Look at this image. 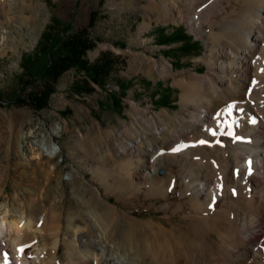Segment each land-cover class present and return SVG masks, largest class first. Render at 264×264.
I'll return each mask as SVG.
<instances>
[{
    "label": "rangeland",
    "instance_id": "rangeland-1",
    "mask_svg": "<svg viewBox=\"0 0 264 264\" xmlns=\"http://www.w3.org/2000/svg\"><path fill=\"white\" fill-rule=\"evenodd\" d=\"M214 1L0 0L6 11L0 16V206L41 225L44 264H85L78 253L81 242L72 234L89 224L80 215L95 210L104 215L105 209L115 213L117 226L105 227L101 235L121 254L143 256L142 264H153L154 258V264L212 263L221 230L197 218L188 206L193 194H183L205 175L190 163L214 169L216 156L200 139L170 142L199 115L203 80L228 92L217 62L230 42L223 36L250 6L247 0H222L224 19H217L209 9ZM92 12L95 22L88 28ZM53 21L58 23L51 35L59 38L67 34V24L69 32L87 30L95 40L87 53L91 64L102 56L112 61L103 85L69 70L54 83L45 108L12 104L15 97L26 100L30 91L23 89L22 58L43 44ZM159 28L166 35L180 28L198 46L185 54L179 49L184 41L158 45ZM31 82L41 87L45 80ZM80 86L92 91L79 94ZM243 92L244 100L247 93L254 95L249 86ZM167 95L170 107L156 104ZM229 136L210 140L231 141ZM50 147L57 149L54 155L46 152ZM190 149L188 162L181 161ZM30 251L27 247L28 257Z\"/></svg>",
    "mask_w": 264,
    "mask_h": 264
},
{
    "label": "bare ground",
    "instance_id": "bare-ground-1",
    "mask_svg": "<svg viewBox=\"0 0 264 264\" xmlns=\"http://www.w3.org/2000/svg\"><path fill=\"white\" fill-rule=\"evenodd\" d=\"M247 3L245 5L250 6L248 13L243 14L239 24L232 25V32L223 36L230 42L219 52L217 61L219 73L223 75L221 84L228 92L220 89L212 79L203 80L201 99L196 98L199 99V115L194 114L189 130L173 136L170 142L200 139L205 141L204 144H210V153L216 156V177L209 164L190 163L205 171V175L190 193L185 191L183 194H193L188 206L199 215L197 218L208 224L216 223L212 229L221 230L219 250L211 264H264V0H247ZM0 5V16L4 17L5 6ZM225 6L222 0H215L209 7L210 14L224 19ZM193 17L192 26L199 31V18ZM5 32L1 30V34ZM205 83H208L207 87H203ZM247 86L254 95L247 93L244 100L243 91ZM209 130L216 135L210 134ZM219 135H230L231 141L216 139ZM233 135L241 137L240 140ZM213 136L216 138L210 140ZM46 152L54 155L57 149L50 147ZM191 153H194L192 149L181 161L188 162ZM147 154L151 163L156 164L153 150L147 149ZM151 168L149 171L154 170V166ZM103 211L104 215L99 210L80 215V221L85 222L86 216L89 221L85 229L72 234L76 242H81L80 259L85 264H94L93 261L95 264H142L143 256L123 255L108 246L101 235L102 230L116 227L117 221L113 211ZM27 236L31 237V242L26 240ZM42 236L41 225L33 219L24 213H13L6 204L0 206V264H44L46 250L39 244ZM85 236L87 241L82 240ZM27 247L31 249L30 257L26 253ZM214 257H217L216 261ZM201 262L199 259L196 264Z\"/></svg>",
    "mask_w": 264,
    "mask_h": 264
},
{
    "label": "trees",
    "instance_id": "trees-1",
    "mask_svg": "<svg viewBox=\"0 0 264 264\" xmlns=\"http://www.w3.org/2000/svg\"><path fill=\"white\" fill-rule=\"evenodd\" d=\"M95 18L96 13L92 12L88 28L93 26ZM57 23V21L52 22V26L48 28V31L44 35L43 44L37 51L32 55H26L22 58V68L25 73L23 89H30V91L26 96V100L15 97L11 100L12 104L23 105L29 103L36 110L45 108L50 95L54 92V83L63 73L69 70H74L81 74L86 81H92L101 86L103 85V80H105L112 61L108 60L107 56H102L99 61L91 64L87 59V53L94 48L95 40H93L87 30L69 32L71 28L67 24L65 25L67 34L59 38L55 34L51 35V28ZM158 31L161 34L160 39L156 41L158 45L184 41L183 46L179 49L185 54H190L198 46L196 42L189 43L190 37L180 28L174 29L170 35H166L163 28H159ZM35 79H44V86H32L31 80ZM30 85L31 87L29 88ZM88 91H92V88L80 86L76 90L79 94H85ZM112 95L116 96V93H112ZM156 104L170 107L172 102H169L167 95L161 96L160 100L156 101Z\"/></svg>",
    "mask_w": 264,
    "mask_h": 264
},
{
    "label": "snow or ice",
    "instance_id": "snow-or-ice-1",
    "mask_svg": "<svg viewBox=\"0 0 264 264\" xmlns=\"http://www.w3.org/2000/svg\"><path fill=\"white\" fill-rule=\"evenodd\" d=\"M228 111V114L230 115V109L229 110H227ZM210 131V134H212V135H216V133L215 132H213V131H211V130H209ZM200 143H205V141H200ZM175 150H178V149H174V151Z\"/></svg>",
    "mask_w": 264,
    "mask_h": 264
}]
</instances>
